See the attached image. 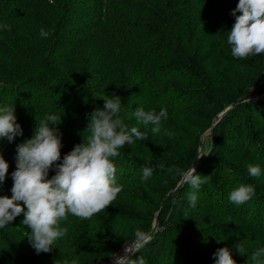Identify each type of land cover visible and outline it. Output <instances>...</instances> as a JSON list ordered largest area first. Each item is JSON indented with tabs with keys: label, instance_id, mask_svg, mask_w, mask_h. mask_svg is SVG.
Instances as JSON below:
<instances>
[{
	"label": "trees",
	"instance_id": "obj_1",
	"mask_svg": "<svg viewBox=\"0 0 264 264\" xmlns=\"http://www.w3.org/2000/svg\"><path fill=\"white\" fill-rule=\"evenodd\" d=\"M146 4L153 8L156 16L147 29L145 27L137 34L131 28L132 18L154 17ZM207 4L208 0H54L53 3L49 0H0V107H15L16 122L23 131V135L17 136L11 143L6 138H0V143L6 144L0 150V156L9 165L5 180L0 182V197L12 196L15 150L18 144L32 138L36 123L46 122L51 114L61 117L57 120L58 125H49L58 127L62 134L61 160L57 164L75 145L82 143L81 136L88 122L84 121V115L72 108L75 102L89 98L98 101V106L103 108V99L115 94L121 98L119 117L123 123L129 129L136 125L147 134L146 140L125 144L118 149L119 156L112 158L117 183L122 186V191L111 203L114 206L110 208L109 205L101 214L99 212L89 219L69 214L66 220L61 221V227L68 229L67 234L55 241L46 253L50 262L64 257L72 249L73 257H78L81 263L91 264L87 253L79 249L77 243V238L86 234L109 240L104 251L105 258L97 257L103 262L109 261L124 242H134L141 218L139 210L143 204L139 197L140 188L150 193L166 173L174 170V166L178 165V171L187 170L191 164L193 166L197 159L192 152L198 157L201 134L212 126L217 114L228 107H232L233 111L212 130V151L208 150L201 158L196 170L198 175L209 177L195 190V206H191L188 200V193L193 189L185 183L179 195L172 196L170 204H165L162 228L158 226L150 243L139 249L136 255L143 256L146 264H215L211 258L214 252L210 250L215 242L227 240V244L233 246L231 255L236 264H247L253 251L264 248V100L253 99L259 96L256 90L264 81V65L259 64L252 77L244 80L245 86H237L235 81L231 89H227L223 83L224 93L220 96L214 95V88L207 81H203L202 90L194 94L190 85L177 82L171 85L166 80V77L179 80L178 75L187 68L197 73L203 71L196 56L184 52L194 44L195 40H192L197 34L191 20L202 14ZM213 13L220 14L218 10ZM223 15L220 14L221 17ZM227 24L228 20H225L213 27ZM5 25L8 27L5 28ZM183 27L191 33H184ZM41 28L48 33L47 37L40 36ZM222 38L220 34L217 39L221 41ZM79 53H86L81 73L76 72L78 67L74 64ZM20 54L22 63L17 64L15 59L18 60ZM258 56L260 63L264 56ZM168 65L170 71L164 68ZM129 89L131 91L127 95ZM146 90L149 95L152 91L156 95H164L162 98H151L154 104L148 110L144 109L157 113L161 108L167 109V118L161 119L158 133H152L153 125L145 127L138 124L134 116L136 108L147 96ZM206 96L212 99L207 107L213 110L206 121L204 117L193 116L178 108V104L194 102L196 98L201 106H206ZM173 125L177 128L176 133L183 135L182 128L190 129L183 141L187 140L192 146L181 150V143L175 153L166 155L167 152L159 148L154 138L171 133ZM242 138L251 140L250 147L245 146L239 152ZM249 165L260 167L259 177L249 175ZM144 167L154 169L153 175L146 181L142 180ZM136 173L140 174L139 184L134 183ZM55 174L53 165L48 179ZM181 179L174 182V189ZM242 184H251L256 197L252 196L249 201L237 206L229 201V194ZM154 194L148 195L157 198L158 194ZM202 198L226 210L230 222L205 225L204 221L213 223L221 217L215 215L213 209L203 210L198 202ZM204 211L208 216H193L191 224L186 222L190 214H202ZM22 219L21 214L14 220L20 224L16 229L21 237L18 246L24 241L28 247L26 242L30 230L21 223ZM14 228V225L7 227L12 233ZM119 231L129 234H119ZM110 235L114 239L111 247ZM258 239L261 247L252 248V242ZM240 241L244 249H249L239 253L234 245ZM184 245L187 249L182 252ZM43 263V260H29L16 252L0 258V264Z\"/></svg>",
	"mask_w": 264,
	"mask_h": 264
},
{
	"label": "clouds",
	"instance_id": "obj_2",
	"mask_svg": "<svg viewBox=\"0 0 264 264\" xmlns=\"http://www.w3.org/2000/svg\"><path fill=\"white\" fill-rule=\"evenodd\" d=\"M49 2L53 3L54 0ZM231 15L235 17V23L227 32V43L231 46L232 56L244 59L264 54V0H238ZM47 35L41 28L40 36ZM103 101V108L97 107L89 116L83 132L87 133V137L81 136L82 143L64 155L61 163L56 162L61 160L62 134L58 127L49 126L58 125L57 120H61L56 114L49 115L44 123H36L32 138L16 147L12 196L0 197V228L10 225L22 214L21 223L30 230L27 239L37 254L49 252L54 242L67 234L68 229L61 227V221L66 220L69 214L89 219L111 205L122 191V186L116 180L112 158L119 156L118 149L125 144H132L133 137L141 141L147 139L146 133L135 126L129 129L119 117L122 107L119 96H106ZM134 116L138 124L145 127L153 125L152 133H158L161 119L167 118V109L161 108L157 113L137 107ZM16 121L15 107H0V138H6L11 143L17 136L23 135ZM53 165L56 174L48 179ZM8 169V163L0 156V182L5 180ZM153 172L152 167H144L142 180H148ZM248 173L251 177H259L261 169L258 165H249ZM180 176L193 189L188 193V200L194 207L197 200L195 190L209 176L198 175L192 164L181 171ZM254 192L251 184H242L231 191L229 201L237 206L243 205ZM151 239V235L136 230L135 246L125 249L122 256H114L115 264H146L145 258L136 253ZM234 247L239 253L244 250L241 241ZM129 253L136 258L130 259ZM213 259L215 264H236L227 247L218 248ZM247 264H264V248L253 251L248 256Z\"/></svg>",
	"mask_w": 264,
	"mask_h": 264
},
{
	"label": "rangeland",
	"instance_id": "obj_3",
	"mask_svg": "<svg viewBox=\"0 0 264 264\" xmlns=\"http://www.w3.org/2000/svg\"><path fill=\"white\" fill-rule=\"evenodd\" d=\"M156 2H160V0H154ZM236 0H208V4L206 7H204V12L200 14L196 19L193 18L191 20V26L193 25L197 28L196 36L194 44L187 48V50L184 52L187 55L196 56V58L200 61L202 65V72L197 73L195 71H192L191 69L187 68L186 71L180 73L178 75L179 80L174 79L172 77H166V80L170 81V84L172 85L173 82H177L178 84L182 85H190L192 88H194L193 93H197L198 90H202V83L203 81H207L208 84L213 86V92L215 96L223 95L224 90L222 87L226 86L227 89H231V86L234 84V82H237V86H245L246 82H244L245 79L248 77H252L254 71L258 69V65H264V60L259 63V59H257L259 56H249L244 59L233 57L231 54V46L227 43V31H230L233 24L235 23V17L231 15V12L236 8L235 4ZM146 8H148L153 14V16H137L135 18H132V27L134 30L137 31V34L142 31L143 28L146 27V29L149 27L150 24L153 23L154 18L156 16L153 8L149 4H146ZM218 10L220 14H224L223 17L220 16L218 13H213V11ZM237 15H240V13H237ZM203 20H206L205 23H203ZM225 20H228V24L223 27H213L215 24H220L224 22ZM184 33H191L188 32V30L183 27L182 28ZM222 35V40L219 41L217 38L219 35ZM78 55V61L74 63L78 70L76 72L81 73L83 71V58L86 56L84 54L86 53H79ZM264 56V54H262ZM18 60L15 59V62L17 64L22 63V54H20L18 57ZM163 67V66H160ZM165 70H169V65L164 66ZM191 79H194V81H190ZM135 80V79H134ZM134 80L132 81V87L134 84ZM260 87L257 88L256 93H259V96L256 98H253L254 100L262 99L264 100V81L260 82ZM130 86V87H131ZM134 89H137L134 88ZM131 90L129 89L127 92L129 95V92ZM136 91V90H135ZM146 90L147 96L138 104L140 107L148 110L154 102H152L151 98H162L164 97L163 94L156 95L151 92V95L148 94ZM124 93H119V95H122ZM254 95V94H253ZM109 97H113V95H109ZM148 98V100H147ZM208 96H206V99ZM212 98V96H210ZM198 98L194 102L184 103V104H178V108L180 111L183 112H189L193 116L199 115L200 117H204L205 121L209 119V113H211L213 110L211 108H208L207 106L212 103V99H207V105L201 106L197 102ZM185 101V100H184ZM159 104V103H158ZM160 106V104H159ZM99 107L98 101H91L89 98H86V100H83L81 102H75L72 104V108L79 111L80 115L85 116V122H88L90 114L95 111V109ZM233 111L232 107L224 108L219 114L216 116V120L212 123V126L207 128L200 136V142H201V148L198 150V157L197 153H193L192 155L196 157V162L193 165L195 170H197L201 158L207 153L208 150L210 152L212 151V141H213V134L211 133L212 130L219 124V122L223 119H225L231 112ZM191 122H189V125ZM136 126V125H135ZM151 126V125H150ZM152 128V126H151ZM171 133H166L157 135L154 140L158 142L159 148L167 152L166 155H172L175 153L174 150L178 149V145L181 146V150L188 149L192 146V143H189L187 140L183 141V138L188 132L187 128H182L184 131V135L181 133H176V126L171 127ZM85 138L87 137V133L82 134ZM136 141V139H133ZM183 141V142H182ZM250 141H248L245 138L241 139V143L243 145H240L239 152L243 150V147H250ZM184 143V144H183ZM6 146V144L0 143V150H2ZM16 151V150H15ZM209 154V153H208ZM165 155V157H166ZM243 155V154H242ZM241 155V156H242ZM249 154H245L244 156H247ZM16 160V159H15ZM14 160V163L16 161ZM174 160V159H173ZM181 170L178 171V165L174 166V170H171L170 172L166 173L165 178L162 179L159 184L156 187H153L151 189V192H147L144 188H140L139 197L142 198L143 204L139 210V214L141 215L140 223L138 224L139 230L153 236L154 233L157 232L158 226L159 229L162 228L161 221L163 217V212L165 211V204H170V199L172 196L177 197L179 195L180 190L183 188L184 184L186 183L183 179H181L180 176ZM136 178L134 181L135 184L140 183V174L136 173V175L133 177ZM180 178L181 181L177 184L176 188L174 189L173 184L174 182ZM155 193L158 194V197H150L148 194ZM154 194V195H155ZM255 195H253L254 197ZM256 197V196H255ZM207 198H202L198 200L199 204L202 205L203 210L205 209H213L215 212V215H218L221 217V220L210 223L205 222V225H219L223 223H229V213L226 210H221L220 208L216 207L213 203L209 204V201H207ZM207 201V202H206ZM207 205V206H206ZM114 205H111L113 207ZM26 209V208H25ZM101 214V212L99 213ZM98 214V215H99ZM193 216L197 217H206L208 216L207 212H203L202 214H190L188 217V220L186 221L188 224H191L193 221ZM10 225H14V233H12V230L7 229L8 225L4 228H0V258L5 256H11L14 254V252L19 253L21 255H25L27 259H36V260H43V264H85L81 263L78 259V257H73L74 250L68 251V253L64 257H60L58 260H54L53 262H50L48 260V256L46 253H39L37 254L35 249L31 246L27 239V245L24 241L21 242V245L18 246L19 242L21 241V237L18 235L17 228L20 225L16 221L11 222ZM119 234L128 235L129 232L119 231ZM152 240V239H151ZM260 239L254 240L251 244L252 248H259L261 247V243L259 242ZM108 239H102L100 237L94 236L92 234H86L82 235L81 237L77 238V243L79 246V249L84 250L89 259L91 264H115L114 256L119 257L124 255L125 249L128 247H134L135 241L130 242H124L121 247L110 257V260L107 262L100 261L97 257H104V251L105 248L108 245ZM150 243V242H149ZM200 243V242H199ZM114 244L113 236L110 235V247ZM206 245V243H201ZM227 240L215 242L214 248H212L211 252H216L218 248H224L227 247L230 252L233 250V246L226 245ZM218 245V247L215 248V246ZM142 249V248H140ZM186 246L184 245L182 247V252L186 251ZM248 248H245L244 250H248ZM98 253V254H97ZM169 254V253H167ZM42 255V256H41ZM129 258L132 259L134 255L131 253L128 254ZM211 258H213V255H211Z\"/></svg>",
	"mask_w": 264,
	"mask_h": 264
}]
</instances>
